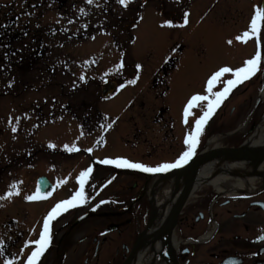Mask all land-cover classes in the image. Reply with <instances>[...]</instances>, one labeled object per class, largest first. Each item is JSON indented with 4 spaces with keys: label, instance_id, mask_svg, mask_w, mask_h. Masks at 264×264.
Masks as SVG:
<instances>
[{
    "label": "rangeland",
    "instance_id": "rangeland-1",
    "mask_svg": "<svg viewBox=\"0 0 264 264\" xmlns=\"http://www.w3.org/2000/svg\"><path fill=\"white\" fill-rule=\"evenodd\" d=\"M263 4L264 0H132L131 8L125 10L118 0H93L91 4L68 0L62 6L56 0H0V31L8 21H18L14 29L18 39L0 45V196L20 183L21 192L29 196L37 176L48 173L46 169L51 170L56 188L40 205L25 203L21 196L0 201V242L20 231H27L28 241L36 239L37 233L33 236L28 231L33 220H37L38 232L49 210L80 189L79 176L89 167L93 171L85 193L93 204L101 198V191L111 193L117 184H132L128 174L108 178L109 166L97 165L105 159L157 166L186 151L184 140L207 104L194 106L186 125L183 112L191 97L213 98L207 92V81L216 71L223 67L235 71L261 48L264 53L261 22L259 47L255 36L245 38L247 43L236 39L250 30L255 10H262ZM184 13L185 26H167V22L183 25ZM230 78L234 77L225 74L222 80ZM107 79L119 88L103 99L102 84ZM133 80L134 84L129 83ZM225 86L220 83L213 91ZM263 91L264 54L260 71L237 86L207 122L201 135L207 147L202 152L248 139L249 129L264 119ZM95 110L105 119L104 144L102 129L83 126ZM237 112L242 114L235 128L240 135L226 141L215 134L213 129ZM67 148L79 150L69 152ZM64 215L54 225L53 246L40 264H60L61 259L63 264H97L99 260L105 264L115 251L116 235L108 236V243L97 254L94 238L110 221L89 220L69 235L68 229L57 231ZM59 240H63L61 245ZM26 247L22 258L30 249Z\"/></svg>",
    "mask_w": 264,
    "mask_h": 264
},
{
    "label": "flooded vegetation",
    "instance_id": "flooded-vegetation-1",
    "mask_svg": "<svg viewBox=\"0 0 264 264\" xmlns=\"http://www.w3.org/2000/svg\"><path fill=\"white\" fill-rule=\"evenodd\" d=\"M263 9L264 4L262 5ZM241 112L231 114L226 122L214 128L215 134L223 135L226 141L238 137L240 134L238 131L236 132L238 128H235L241 118ZM262 117L264 118V114ZM251 130L249 129V136ZM248 139L225 142L226 145L219 148H237ZM206 147L207 141L200 139L195 155L201 154ZM175 160L169 162L172 163ZM200 168H197L190 187H187L186 179H184V184L182 183V179L190 170H185L184 175L178 180L176 175H179V172L181 174L180 170L168 172L164 176L165 178L160 180L149 176H140L135 172L108 171L106 174L108 178L114 174L115 179L121 174H128L132 176L131 179L134 181L132 184L130 182H126L124 185L117 184L120 185L119 188L117 187L111 193L103 194L101 191V198L94 204L92 201H88L83 206L67 211L64 213V219L62 218L63 225L57 231L61 233L63 229H68L67 233L70 235L89 220H109L110 223L102 228L100 236L94 238L95 253L97 254L100 246H105L108 243V236L116 235V238L113 237L115 251L112 257L104 262L105 264H125L138 239L144 233L147 235L148 230L153 229L156 225H159L156 231L163 230V233L157 239L155 236H151L149 240L146 239L144 244L154 248L148 262L150 264H264V241H258L259 237L264 236L263 172L254 173L252 181L243 183L240 188L226 187L224 190H219L217 185L211 181H200ZM37 172L39 173V171L35 173ZM45 172L48 173L37 176L29 196L36 194L39 180H42L40 191L42 195L46 194V198L29 202L26 199L29 196L26 197L25 193L21 192L22 183L17 184L14 190L7 188L3 196L12 192L13 195L10 198L21 196L25 203H32L33 205H40L48 201L56 188L51 183V170L46 169ZM228 172L230 171H225V175ZM104 174H100L101 179L105 177ZM163 180H167L168 184L172 182V185L169 186L171 188L168 190L169 192L172 190L173 199L164 203L167 213H164L160 224H157V214L153 209L154 201L150 194H154L155 186ZM128 183L129 185H127ZM17 192L18 194H16ZM186 193L188 197L174 220L180 201ZM10 198L2 201H8ZM93 208L95 211L92 210ZM41 211L37 210V212ZM62 216L63 214L51 224V235L54 232L55 223ZM33 221L35 222L28 231L31 229L33 236L37 233L36 239L28 241L25 239L27 231H20L16 234L11 232V234L6 235L5 240L0 242V264H8L9 261H12L13 264H28L27 258L35 250V242L39 239L43 229V220L38 232L37 220L34 219ZM108 230L113 231L107 233ZM62 241H60V245ZM159 241L161 248L157 249L155 245ZM24 244L25 246L28 245L30 249L22 258L27 250V247L24 248ZM52 246L53 242L47 250L51 249ZM140 249L137 253L142 250ZM46 252L40 258L39 264ZM65 252L63 254H66ZM63 260H60V264H63ZM99 263L100 260L97 264ZM86 264H88L87 261Z\"/></svg>",
    "mask_w": 264,
    "mask_h": 264
},
{
    "label": "snow or ice",
    "instance_id": "snow-or-ice-1",
    "mask_svg": "<svg viewBox=\"0 0 264 264\" xmlns=\"http://www.w3.org/2000/svg\"><path fill=\"white\" fill-rule=\"evenodd\" d=\"M92 2L93 0H88V3L91 4ZM118 2L124 7H127V5L130 2H132V0H118ZM176 2L179 3L180 0H176ZM183 21H184L183 25H173L171 22H167V26L168 27L185 26L188 22L187 13H185L183 17ZM258 21H260L261 24L264 25V11H262L259 8L255 10V15L250 22V30L243 32V34L241 36H237L236 39L238 41L247 43V39L245 38L250 39L253 36H255L257 40V45L259 47L260 45L259 32L261 30V27L258 26ZM228 43L231 45L232 41L229 40ZM261 59H262L261 54L258 51L253 58L248 59L244 62L243 67H240L235 71H233L229 67H223L220 70L216 71L207 81V92L211 94L213 98H210L207 95H193L191 97L190 101L187 103L183 112V117H184L183 122L186 125L188 123V117L191 114V110L193 109V107L197 106L199 102L207 101V104L204 107V110L202 111V115H200L199 118L195 120L194 130L190 132L186 136V139L184 140V143L187 146V150L184 151L174 162L162 163L156 167H150L142 163L130 162L129 160L124 158H117L114 160L105 159L101 161V163L105 165H113L116 168L138 170L144 173L167 172L169 170L180 168L186 165L191 161V159L194 157L196 153V149L199 144V139L203 134V130L207 122L216 113L218 108L223 104L224 100L228 98V96L231 94V92L234 90L235 87L251 79L258 71H260ZM120 67H123V65L121 64ZM225 74H231V76L234 78L227 79L225 82L222 80ZM81 79H84V77H81ZM135 82H136L135 80L129 81V83H133V84ZM220 83H226V86L223 88L222 91L214 92L213 91L214 86ZM9 87H11V85H9ZM9 124L10 125L12 124L11 119L9 120ZM107 127L110 128L111 124H108ZM12 131L16 132L17 128L13 126ZM49 147L54 148L55 146L49 145ZM67 150L69 152H73V151H78L79 149L67 148ZM87 151L91 152L92 149H88ZM92 171L93 169L89 167L86 171L82 172L79 176V184H80L79 191L76 192L70 199L56 203L49 211V213L47 214V216L43 221L42 233L39 239L35 242V250L32 251L30 256H28L27 258L28 264H39L40 258L50 247L52 240V235H51L52 221H54L60 215L66 213L67 211L78 206H83L88 202V198L85 193V183L90 178V174L92 173ZM59 183H63V181H60ZM108 183H111V180H109ZM16 187L17 186L15 184L12 185L13 189H16ZM16 194H18V192ZM12 195L13 193L9 192L7 196H0V201L8 199ZM44 198H46V194L42 195L40 189L38 188L35 195L29 196L26 199L29 202H32ZM92 210L95 211L94 208ZM258 241H264V236L259 237ZM8 264H13V262L9 261Z\"/></svg>",
    "mask_w": 264,
    "mask_h": 264
},
{
    "label": "bare ground",
    "instance_id": "bare-ground-1",
    "mask_svg": "<svg viewBox=\"0 0 264 264\" xmlns=\"http://www.w3.org/2000/svg\"><path fill=\"white\" fill-rule=\"evenodd\" d=\"M262 97L264 99V91L262 92ZM221 110V109H220ZM219 113V112H218ZM216 141L213 139L211 142ZM247 146L250 150L255 151V153L264 152V120L255 127L253 134L249 138L247 142ZM225 171L228 172L225 175ZM263 172L264 174V161L259 160H251L248 162L244 161H233L230 162L228 160L220 159L213 161H206L200 168V181L208 180L217 185L219 190H224L226 187H233L232 189H237L243 186V183H247V181H252V176L254 173ZM157 177V175H156ZM174 176L171 178L173 181ZM185 177L182 179V183L184 184ZM172 185V182L168 184V181H160L158 185L155 186V192L152 195L153 209L157 214V224H160L164 213H167V208H165L164 203L168 202L169 199H173V192L169 190ZM150 193V191H149ZM159 225H156L153 229L148 230V234H142L140 238H144L149 240L151 236H154L156 229ZM158 231V230H157ZM154 233V234H153ZM153 234V235H152ZM160 241L155 245L157 249L161 248ZM142 249V250H141ZM141 251L137 253L133 264H150L148 263L150 260V256L154 251V248H151V245H144L141 247Z\"/></svg>",
    "mask_w": 264,
    "mask_h": 264
},
{
    "label": "water",
    "instance_id": "water-1",
    "mask_svg": "<svg viewBox=\"0 0 264 264\" xmlns=\"http://www.w3.org/2000/svg\"><path fill=\"white\" fill-rule=\"evenodd\" d=\"M61 5H64L68 0H57ZM129 9V4L126 7V10ZM117 88V84L113 83L111 81H106L104 85H102V90H103V97L105 99L109 98L116 90ZM228 160V161H244V162H248L251 160H259V161H264V152H260V153H255V151H252L248 148V146L245 144L239 148H231V149H219V150H212L210 152H205L201 155H199L198 157L191 159V161L189 163H187L186 165L180 167V168H176L177 170L179 169L181 171V174L179 172V175L177 174V180L180 179L183 175H184V171L185 170H190L188 172V174L185 175V179L187 180V187H190V184L193 180V178L196 175V170L198 167H201L203 164H205V162L207 161H213V160ZM194 169V170H193ZM166 174H161L159 177V180L162 178H165ZM152 177V176H150ZM188 195L186 193L185 196L182 197V200L180 201V204L178 206V211L176 213V215H174V220L177 218V216L179 215V210H181V208L183 207L186 199H187ZM163 233V230H158L155 232L154 236L155 239L159 238L160 235ZM146 243V239H142L140 238V240L136 243L134 250L130 256V258L128 259V261L125 264H131L132 260L136 254V252L142 247L144 246V244Z\"/></svg>",
    "mask_w": 264,
    "mask_h": 264
},
{
    "label": "trees",
    "instance_id": "trees-1",
    "mask_svg": "<svg viewBox=\"0 0 264 264\" xmlns=\"http://www.w3.org/2000/svg\"><path fill=\"white\" fill-rule=\"evenodd\" d=\"M15 24H16L15 19L10 20L7 24H5L2 31H0V45H2L5 41H7L8 44H10V43H13L15 40L18 39V34L14 30L15 26H16ZM94 115L95 116H93V118L90 121H85L83 126L86 128H89V129L92 128V131H94V130L97 131V129H102V128L104 129L105 128V119H104L102 113L95 110ZM95 121H97V123H95ZM89 129H85V131L89 130Z\"/></svg>",
    "mask_w": 264,
    "mask_h": 264
}]
</instances>
